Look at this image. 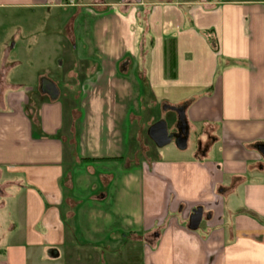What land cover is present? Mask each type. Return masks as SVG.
I'll list each match as a JSON object with an SVG mask.
<instances>
[{"label": "crops", "instance_id": "1", "mask_svg": "<svg viewBox=\"0 0 264 264\" xmlns=\"http://www.w3.org/2000/svg\"><path fill=\"white\" fill-rule=\"evenodd\" d=\"M0 8L73 10L69 52L83 70L0 64V264H264V0ZM48 39L43 52L60 57V32ZM63 85L81 87L79 106ZM146 102L184 107L198 146L153 151L133 128ZM196 208L205 223L191 231Z\"/></svg>", "mask_w": 264, "mask_h": 264}, {"label": "rangeland", "instance_id": "2", "mask_svg": "<svg viewBox=\"0 0 264 264\" xmlns=\"http://www.w3.org/2000/svg\"><path fill=\"white\" fill-rule=\"evenodd\" d=\"M85 1L89 2L90 0ZM89 11H91V13L95 12L93 9ZM58 14H60L59 17ZM74 16V11L71 9H63L60 13L57 11L53 12L52 17L49 19L48 13L44 11L0 8V64L5 61L8 63L23 61L26 66H31L38 70L42 67H48L50 63H53V60L57 64L58 62H62L66 65L68 59L78 64V68L75 72L82 77L83 70L80 69L81 59L77 57L76 54H74V58H70L71 55L69 52V48L72 45L69 31L74 23ZM82 18L83 17H81V19ZM59 32L61 35L62 51L60 57L55 55L56 57H54V59L53 54L50 55L48 51H45L47 53L43 52L42 46L44 43L48 45L49 35L53 37V34H59ZM46 36L47 38L44 39ZM62 81L70 82V80L67 79V72H62ZM80 89V86H76L72 91V87L62 86L63 93L67 91L71 99L70 101H72L75 106H79V102L75 101V93L79 92ZM145 105H149L151 108L142 114V119H138L133 128L134 130L143 129L145 138L144 143L150 145V140L147 136L149 127L155 122L166 121L168 119L166 114L168 111L164 110L160 105L154 107L148 102H146ZM169 124L171 125V129L174 121H169ZM173 130H175V128ZM198 143L199 140L196 135L191 133L188 138L186 150L182 151L178 149L173 142L162 149H158L153 145V151L159 152V154L163 156L167 154L185 155L186 153H191L195 147L198 146ZM203 223H205V221H203Z\"/></svg>", "mask_w": 264, "mask_h": 264}, {"label": "water", "instance_id": "3", "mask_svg": "<svg viewBox=\"0 0 264 264\" xmlns=\"http://www.w3.org/2000/svg\"><path fill=\"white\" fill-rule=\"evenodd\" d=\"M45 88L49 95L53 99H56L57 91L55 87L47 85ZM164 109L170 110L176 115V132L170 133L167 121H159L149 127L147 131L148 138L158 149L165 148L174 142L178 149L182 151L186 150L189 138V127L186 119L185 108L165 106ZM258 150L264 157V145H259ZM204 219L205 217L203 209H194L189 217V229L191 231H197ZM206 220H210V216H208Z\"/></svg>", "mask_w": 264, "mask_h": 264}, {"label": "trees", "instance_id": "4", "mask_svg": "<svg viewBox=\"0 0 264 264\" xmlns=\"http://www.w3.org/2000/svg\"><path fill=\"white\" fill-rule=\"evenodd\" d=\"M167 60V69L169 71V76L171 78H175V69H176V54H175V47L173 43H170L169 49L166 53Z\"/></svg>", "mask_w": 264, "mask_h": 264}, {"label": "flooded vegetation", "instance_id": "5", "mask_svg": "<svg viewBox=\"0 0 264 264\" xmlns=\"http://www.w3.org/2000/svg\"><path fill=\"white\" fill-rule=\"evenodd\" d=\"M170 131V130H169ZM176 132V130H173V131H170V133H175Z\"/></svg>", "mask_w": 264, "mask_h": 264}, {"label": "built area", "instance_id": "6", "mask_svg": "<svg viewBox=\"0 0 264 264\" xmlns=\"http://www.w3.org/2000/svg\"><path fill=\"white\" fill-rule=\"evenodd\" d=\"M70 3L73 1V0H68ZM192 213V212H191ZM191 213H190V215H191ZM190 215H189V217H190Z\"/></svg>", "mask_w": 264, "mask_h": 264}]
</instances>
